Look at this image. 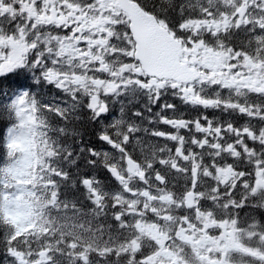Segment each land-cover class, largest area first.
<instances>
[{
	"label": "snow or ice",
	"instance_id": "1",
	"mask_svg": "<svg viewBox=\"0 0 264 264\" xmlns=\"http://www.w3.org/2000/svg\"><path fill=\"white\" fill-rule=\"evenodd\" d=\"M237 257L264 264V0H0V264Z\"/></svg>",
	"mask_w": 264,
	"mask_h": 264
},
{
	"label": "trees",
	"instance_id": "2",
	"mask_svg": "<svg viewBox=\"0 0 264 264\" xmlns=\"http://www.w3.org/2000/svg\"><path fill=\"white\" fill-rule=\"evenodd\" d=\"M173 103H177L178 105H180V101H173ZM180 107H181V109H186V106H182V105H180ZM183 111V110H182ZM183 112H185V111H183ZM186 114L188 115V116H191V115H195V113L194 112H192L191 111V107H188V109L186 110ZM216 115V114H215ZM222 114L219 112V116H221ZM217 116V115H216ZM225 117H226V115L225 116H223V118L225 119ZM227 119H231V117H228L227 116Z\"/></svg>",
	"mask_w": 264,
	"mask_h": 264
},
{
	"label": "rangeland",
	"instance_id": "3",
	"mask_svg": "<svg viewBox=\"0 0 264 264\" xmlns=\"http://www.w3.org/2000/svg\"><path fill=\"white\" fill-rule=\"evenodd\" d=\"M236 264H247V263H240V262H236Z\"/></svg>",
	"mask_w": 264,
	"mask_h": 264
}]
</instances>
